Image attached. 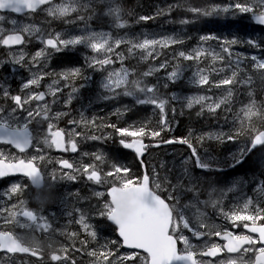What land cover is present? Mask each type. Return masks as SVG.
<instances>
[{"label": "snow or ice", "instance_id": "6c2138e0", "mask_svg": "<svg viewBox=\"0 0 264 264\" xmlns=\"http://www.w3.org/2000/svg\"><path fill=\"white\" fill-rule=\"evenodd\" d=\"M97 2L107 4L105 15L112 18L115 28L129 27L128 20L123 17V9L116 0H0V48L19 50L18 54H11L8 61H0V69L4 63H8L27 69L30 74L16 94L11 91L10 84L0 81V146H7L0 147V179L22 176L29 182H12L7 190L0 193L9 201L16 198L9 206L0 207V264H12V257L17 253L42 259L39 242L34 237L31 242H26L23 236L8 230V225L45 234L57 231L64 235L69 244H61L50 254L52 264H78L73 253L87 256L88 264H264V180L253 189L255 196H245L228 208L224 205V199L228 193L236 191L238 185L220 190L219 195L217 188L212 186L207 193L208 199L202 200L199 184L194 182L188 167L183 169V178L173 183L168 175L171 170L161 176L160 169L165 167L163 162L160 169L152 165L149 171V161L145 160L151 148L179 144L190 150V157L183 161L184 165L192 161L196 169L213 171L220 169H214L213 164L202 159L197 147L202 146L205 139L223 143L246 138L245 143L231 156L228 167L233 168L243 164L257 148L264 149V102L258 103L255 99L251 88L253 75H241L251 68L264 82V58L237 51L238 48H250L264 54V37L257 39L251 35L237 34L229 37L208 32L200 34L196 45L190 49L178 47L191 39L180 33L126 34L117 38L111 32L91 28L89 22L94 19L93 5ZM176 11L189 13L190 16L172 19V13ZM41 12L49 19L43 20L40 25L19 23L6 15L15 13L24 16L25 20H32ZM165 16L169 17L165 23H178L181 26L196 24L201 18L228 20L247 16L256 25L264 27V0H227L225 3L209 2L201 6L176 2L158 7L154 14L140 15L136 22H155ZM53 21L65 24L82 22L84 27L79 34L43 27L44 24L51 25ZM4 22L12 27L5 28ZM33 40L41 47L29 54L26 46ZM122 46H127L126 54L118 51ZM80 48L87 50L82 53L83 64L59 71L47 70L54 56L75 53ZM129 58L152 63L147 71L137 76L135 69L124 66ZM248 61L251 63L248 64ZM117 62L121 65L119 69L110 68ZM169 67L171 71H168ZM186 67L195 68L188 81L192 86L205 89L207 93H212L213 89H223L224 94L219 97L195 94L182 98L173 93L169 97L160 93L158 84H150L146 80L164 71L166 82L163 87L167 89L170 84L184 79ZM88 69L106 73L100 84V99L115 101L122 96L131 97L135 105L150 106L153 115H158L156 126H151V118L133 121L126 126L112 122L110 117H116L118 121L132 110L126 104L114 109L109 117L89 118L81 111L79 119H68L67 128L59 127L56 121L70 117L71 113L54 112L52 105L57 103L63 89L68 88L70 91L64 100V107L69 108L80 89L86 87L91 79L86 72ZM213 74L218 79H212ZM47 78H52V83L47 85L46 91L39 90L41 82ZM77 80L84 82L77 86ZM239 87H246L251 99L233 112L234 94ZM49 96L52 97L51 103L47 100ZM181 101L182 107L189 111L198 106V117L205 112L215 117L220 110L231 113L233 124L239 126L228 133H210L193 138L190 131L188 136L164 138L165 132L173 131L175 104ZM170 104L172 120L169 119ZM256 120L261 121L262 126H256ZM43 122L47 123L43 135L34 136L30 126ZM81 140L102 144L111 141L130 150L140 166L141 174L134 175L127 164L110 158L101 149L81 152ZM40 144L59 153H79L81 161L77 163L57 157L54 160L57 166L46 174L43 165L53 163V158L45 153ZM11 149H15V152ZM29 150L36 154H29ZM85 157L91 162H83ZM185 178L188 184H184ZM81 180L97 186L91 191L100 203L94 206L96 211L91 216L76 207L67 212L68 217L75 214L69 223L79 225L78 231L55 229L43 210L28 207V201L24 198L30 187L35 188V198L43 203L47 199L43 195L44 190L55 187L58 182L77 183ZM185 192L191 193L192 198L181 206ZM67 197L87 199L81 197L79 192L68 193ZM202 204L211 206L232 228L210 223L207 213L200 208ZM186 209L194 211L189 215ZM94 219L107 221L118 238L100 243L97 225L92 222ZM240 228L244 231L232 230ZM186 233H190L191 238ZM212 237L223 241V244L212 241ZM192 238L202 243L198 245ZM92 244L96 246L91 247ZM225 252L233 255L227 260L216 259ZM248 253H252L255 259H246Z\"/></svg>", "mask_w": 264, "mask_h": 264}, {"label": "trees", "instance_id": "16d2710c", "mask_svg": "<svg viewBox=\"0 0 264 264\" xmlns=\"http://www.w3.org/2000/svg\"><path fill=\"white\" fill-rule=\"evenodd\" d=\"M143 0H132L131 6H124L125 7V14L129 15L130 17L134 18L135 15H137V10L139 9V6L141 7V2ZM150 3V0H147ZM182 3L185 4H194L197 6L204 5L206 3H209L207 0H180ZM215 3H225L227 0H213ZM177 13H172L171 18L172 19H178L182 16L189 15V13L183 12V11H177ZM173 29H179L185 32L186 36L192 35L191 39L186 40L187 42L192 41V47L196 45L198 41V36L203 33L208 32H214L217 35L221 36H232L234 34L242 35V36H254L257 39H259L257 36L262 34L264 32V27L256 25L251 19H249L247 16L239 17L238 19H204L201 18L200 21L196 24H191L187 26H181L178 23L173 27ZM237 51L246 53L249 52L250 54L252 52H256L253 49L250 48H238ZM134 62V59H133ZM248 64L251 63V61L247 62ZM202 67L204 65H201ZM136 68V67H134ZM194 68V67H192ZM195 69V68H194ZM252 74L254 77V81L257 80L259 82H262L258 75L254 72H252L251 68L247 69V73H242L241 75L246 74ZM223 75V74H221ZM212 79H218V77L213 74L211 76ZM147 82L150 84H158L159 91L162 95L169 94H177L186 92L187 94L190 93H202L206 92L205 89H200L197 87H189L188 85H184L181 82H178L176 84H170L167 89L163 87L164 81L162 78L159 77H150L146 78ZM264 84V82H262ZM252 90L254 91V96L257 98V100H260L263 98L264 95V85L262 87L258 86L257 84H252L251 86ZM223 89H213L212 93L207 94H214L217 95L218 93H221ZM245 87H239L237 88L235 94H234V104H233V112L237 111L239 109V104L241 98L244 96ZM127 101L130 102L132 110L127 113L126 118L121 120H116V117H110L112 122H117L121 126H126L128 123H131L133 121L143 120L146 118H151L152 124L151 126H156V121L158 120V115H153V109L150 106H140L135 105L134 101L131 97H125ZM169 119L172 120V112L170 104L169 106ZM176 108V114L175 119L172 120V125L177 124V129L173 132L171 136L175 137H182V136H188L189 132L191 131L193 134V138L205 135L207 134H214V133H228L233 130L234 127H238L239 125L233 124V116L231 113L225 112L223 110L218 111L217 115L215 117L209 115L208 113H204L202 116H197L196 112L199 110L198 106L194 107L192 110H187L183 108L182 106H177L175 104ZM181 112H183V115H181ZM101 117V116H100ZM227 118V119H226ZM99 123V121H97ZM256 126L260 127L262 126V122L259 120L255 121ZM105 131H111V129H106ZM164 138L171 137L168 132H165ZM246 141L245 137H241L236 142L231 141H225L220 142L215 139H205L203 145H197L198 150L200 152V155L207 154L212 156L216 161H219L224 154V151L230 150L231 152H236L238 148L244 144ZM100 146H103L105 152L110 156V158H114L119 160L120 162H123L127 164L130 168L133 169L134 175H140L141 169L139 164L135 161L133 162L130 158V155H128L126 152L122 150L119 144H114L111 141H109L107 144L100 143ZM235 144V145H234ZM186 147V146H185ZM129 160V161H128Z\"/></svg>", "mask_w": 264, "mask_h": 264}, {"label": "rangeland", "instance_id": "374dc122", "mask_svg": "<svg viewBox=\"0 0 264 264\" xmlns=\"http://www.w3.org/2000/svg\"><path fill=\"white\" fill-rule=\"evenodd\" d=\"M102 16H104L103 17V21L104 20H110V19L112 20V18L109 17V16H107V15H105V13L102 14ZM98 18H99V15L97 14V12H95L94 13V19L89 22L90 25H91V28L94 29V30H96V31H105V32H108V30H105V29L96 27L93 24V21L96 22L98 20ZM165 21H166V19H163V25H166L167 24V23H165ZM83 27H84V24L81 23L80 26L68 27V28H65V30H62L60 32H67V33H71V34H79L80 29H82ZM111 33L113 34V36H115V37L118 38V37L125 36L126 34L128 36H142L145 33H147V34H156V35H166V34H172V33H175V32L170 31L169 33H166V32L165 33H162V32H159L158 30H155V29H153V30L152 29H149V30L146 29V31H139V32H135V31L132 32V31H130V32H127L125 35H123V31H121V32L114 31V32H111ZM86 51L87 50L86 49H83V48H80V49L77 50V52H86ZM118 51H127V46H122L121 49H119ZM120 67H121V65H120L119 62H117V63H115V64H113V65L110 66V68H114V69H119ZM105 75H106V73L100 72L101 78H100L98 84H101V81H102V79L104 78ZM61 85H62V83H61ZM171 167H172V171L175 172V181L173 182V183H175L178 178H183V173H182V169H179L178 167L175 168L174 167V164H171ZM234 184L235 185H238L237 190L234 191V192L228 193L227 194V197L224 199V205H225V207H228V208H230L234 204H237L238 202L242 201V199L245 197V193L242 190L243 189V185L242 184H239L238 181H234L233 180L232 183H231V185H229L228 187H230V186H232ZM213 186H215L217 188V195H219L221 189L217 185H213ZM210 187H212V186H210ZM227 188H225L224 190H226ZM208 191L209 190L206 191V197H207V199H208V195H207ZM52 198H53V203H57V204L58 203H64L65 205H67L68 199L66 198V196L63 195V193L59 189L53 190ZM186 200H187V198H184L182 200L181 206H183V203H185ZM3 204H5L4 207H7L6 206L7 204H6L5 201L3 202ZM202 205H200V208H201L202 211H204V209L202 208ZM57 209H58V212L60 213L59 214L60 217H62L63 220L62 221H58V224H56L53 227L55 229H67L68 230V227H70L72 224H75V223H69L70 220H72V219L75 218V214H74L73 217H68L67 216V212H65L64 210L63 211L61 210V206H57ZM185 211L188 212L189 215H191L194 210L193 209H186ZM214 213L217 214L215 212V210H214ZM220 219H223V218L220 217ZM225 224L227 226H230V224H228L226 221H225ZM75 225L77 227H79V225H77V224H75ZM70 229H71V227H70ZM31 232H32V230L22 229L21 236H23L25 238V241L26 242H31V240L34 237L39 242L40 247L41 246L43 247V246H47V245L49 246V245H51L52 251H55L57 248L60 247L61 244H64L63 236L60 235L59 232H57V231H50L47 234L41 233V232H32V233ZM46 235H50V236L49 237H46ZM12 263L13 264H28L27 261H24V260L18 261V260H15V259H12Z\"/></svg>", "mask_w": 264, "mask_h": 264}, {"label": "flooded vegetation", "instance_id": "af4514ba", "mask_svg": "<svg viewBox=\"0 0 264 264\" xmlns=\"http://www.w3.org/2000/svg\"><path fill=\"white\" fill-rule=\"evenodd\" d=\"M9 15V14H6ZM41 45L33 40L30 44L26 46V52L31 54L35 52ZM18 49H5L0 48V61H8L10 59L11 54L16 53L18 54ZM48 71H51V69H47ZM30 76L27 69L19 68V67H13L12 65L8 63H4V66L2 69H0V81L5 82L7 84H10L11 91L13 94H16L19 92L20 86L23 81L28 79ZM52 83V78H47L44 81L41 82V88L39 90L46 91L47 85ZM47 100L49 103H51V97H47ZM63 120V119H61ZM57 122V121H56ZM47 127V123L43 122L40 125L33 124L30 126V130L33 132L34 136H42L44 130ZM7 148V146H0ZM41 148H44L43 144H40ZM12 152H15V149H11ZM45 153L52 158V151L50 149L44 148ZM29 154H36L33 150H29ZM43 170L45 173H50L52 170V163L48 164L46 163L43 165ZM12 182H21V183H28L26 179H15V178H7V179H1L0 180V189L1 188H8Z\"/></svg>", "mask_w": 264, "mask_h": 264}]
</instances>
